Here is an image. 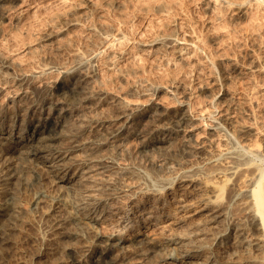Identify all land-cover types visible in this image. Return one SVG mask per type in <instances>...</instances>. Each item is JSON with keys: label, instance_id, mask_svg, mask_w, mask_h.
<instances>
[{"label": "rangeland", "instance_id": "374dc122", "mask_svg": "<svg viewBox=\"0 0 264 264\" xmlns=\"http://www.w3.org/2000/svg\"><path fill=\"white\" fill-rule=\"evenodd\" d=\"M80 79L86 88L72 95ZM122 112L132 118L131 134L114 142L108 132L126 120L118 118ZM0 120L4 136L21 132L29 145L0 149V204L6 207L0 264H177L167 258L173 246L158 255L121 252L105 242L80 261L92 238L72 235L77 225L68 202L90 184L76 180L79 175L59 182L40 158L23 151L65 149L98 132L102 147L91 157L110 165L102 169L99 194L120 200L121 191L153 189L189 165L199 172L216 168L219 163L204 164L216 155L243 153L264 167V0L2 1ZM73 122L86 128L77 139L62 134ZM84 150L75 147L63 160L71 173L89 160L96 164ZM242 179L224 188L228 222L222 228H247ZM215 230H205L209 240L201 250L209 264H256V252V258L254 252L237 254L240 259L230 254L233 231L221 245L210 240Z\"/></svg>", "mask_w": 264, "mask_h": 264}, {"label": "bare ground", "instance_id": "6f19581e", "mask_svg": "<svg viewBox=\"0 0 264 264\" xmlns=\"http://www.w3.org/2000/svg\"><path fill=\"white\" fill-rule=\"evenodd\" d=\"M2 1L5 0H0V3ZM85 88L86 81L84 79H80L73 83V88L69 90V92L72 95H76L83 92ZM66 110L67 109L64 111ZM69 113H71V111ZM129 115V113L125 112L119 114L118 118L123 117L126 118V120L115 127L113 126V128L108 132L110 135L109 138L114 142L119 141L122 143V141L126 139L127 134H131L128 131L132 124V118L129 117ZM67 125L69 126L63 131L62 134L72 139L79 138V136L84 134L86 131L85 126H78L77 123ZM3 126L4 124L0 120V149L7 147L10 150L19 151L22 148L25 150V148L29 146H27V140L23 137L21 132L15 134L14 132L9 131L8 135L4 136ZM99 126L102 127V124ZM96 133L98 132L93 131L89 133L88 139L86 141H83L80 144H75L76 141H74L72 145L65 149H45L44 147V149H42V147L31 148L30 146L29 150L23 151V153L28 154L32 158H40L44 165H46V170L51 174L53 173L59 182L68 183L72 181L75 176L79 175L78 178L75 177L76 180L81 178L82 180L86 181L85 183L90 185L92 184L90 186L84 183L85 186H88L83 188V191L80 190L81 188L79 189L81 191V194L79 193L81 198H78L79 200L76 201H70L69 199L70 202H68V206L71 208V212L68 217L70 221L77 225L71 229L72 235L78 239L87 237L89 240L92 238L90 241L92 245H84L85 248L83 249L80 261H86V259L88 260V258H90V256H92L94 253V247L97 246V244H102V242H105L108 247H114L121 252H124L127 249H130L131 251L132 249L133 251L142 254L157 253L167 246H173V251L171 250V252H168L167 258L171 259L174 263L209 264L210 260L208 261V259L210 257H203L201 250L204 247V241L209 240L206 239L207 232L205 230L216 229L214 232H211L212 234L210 240H212L214 243L219 242L221 245V242L224 240V238H226L225 236L229 235L228 233L233 231L235 235L231 246L229 244V247L232 249V253L230 254L236 257V255L239 253L247 254L254 252L255 257L256 252L259 254V257L256 256V264H264V167L255 165L256 163H253L255 161L249 160V157L248 160L246 158L244 159L242 157L243 153H241L242 156H237L234 155V151L232 152V150H230L229 153L232 152L234 156H226V153L224 157H218L216 155L217 157L215 156L208 158L204 161V164H207L208 167L211 164L213 165L216 163H219L217 164L219 167L217 166L216 168L209 170L207 169L205 172H203L202 168V172H199V166L196 167L194 164L193 166L189 165L181 172V174H178L175 178H173V180H169L167 176L166 178L168 181L166 183L162 182L164 184H161L158 187L154 181V185L157 188L152 185L154 188L149 190H145V188L144 190H137V187L134 191H132V189L131 191L129 189L126 191H121L120 193L124 192L122 194L124 198L121 200L119 198L120 196L101 197V194H99L101 192L99 190H102V177H100V175L102 173V169H108L110 165H108V162L103 164V160L101 161L98 157H91L97 154V152L100 150V147H102V143L96 141ZM75 147L83 150L85 149L87 151L88 157H91V159L96 162V164H93L92 166L88 165L89 161L91 162V160H89L87 163H84V165L81 166L77 172L74 171L71 173L69 165L66 164L67 162L64 163L63 160ZM248 149L250 148L248 147ZM255 149L256 148H253V150ZM254 152H257V150ZM224 154L225 152L223 155ZM97 164L98 166H95ZM234 177H241V179L245 178L246 180V183L244 184L245 187L242 186L244 189V196L242 197V200H244V197L246 198L245 208L248 215L245 217H247L246 222L248 224L246 226L248 229L243 226L240 227L239 225H237L239 227L234 229H228L225 227L222 228V223H227L228 221L226 222L227 208L222 205L221 196L225 192L224 188L229 184V180L232 178L234 179ZM2 178H4V176ZM243 179L242 181L240 180L241 184L244 181ZM82 180H80L81 183ZM174 182L176 183L174 184ZM1 183H3V181ZM157 184H159V181ZM78 185L79 187H82V185ZM110 185H112V183ZM227 188L228 186L226 189ZM74 191L76 190L74 189ZM107 192L109 194L111 191ZM115 194L117 193L115 192L113 195ZM225 202L227 201L224 200V203ZM36 203H38V201L35 202V205ZM5 208V205L0 204V211L3 212ZM242 209L243 208H241V210ZM81 226L83 227V231L79 230V227ZM187 226L190 228H185ZM253 231H257V233L254 234ZM209 246L210 245H207V247ZM157 254L159 255L160 252ZM212 254L213 252H211V255ZM216 256L218 255L216 254ZM240 256L238 258L237 255L236 258L240 259ZM250 257L252 258L251 255ZM233 259H231V262H233Z\"/></svg>", "mask_w": 264, "mask_h": 264}]
</instances>
